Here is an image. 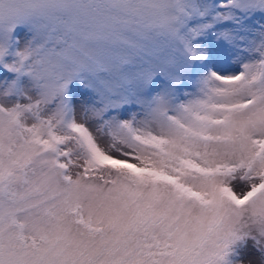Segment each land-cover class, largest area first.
Segmentation results:
<instances>
[{"label": "snow or ice", "instance_id": "obj_1", "mask_svg": "<svg viewBox=\"0 0 264 264\" xmlns=\"http://www.w3.org/2000/svg\"><path fill=\"white\" fill-rule=\"evenodd\" d=\"M9 3L0 264L264 251V0Z\"/></svg>", "mask_w": 264, "mask_h": 264}, {"label": "clouds", "instance_id": "obj_2", "mask_svg": "<svg viewBox=\"0 0 264 264\" xmlns=\"http://www.w3.org/2000/svg\"><path fill=\"white\" fill-rule=\"evenodd\" d=\"M10 8L9 12L7 9ZM35 0H10L9 5L3 13V22L7 24L9 16L12 18H18L26 16L34 11Z\"/></svg>", "mask_w": 264, "mask_h": 264}, {"label": "rangeland", "instance_id": "obj_3", "mask_svg": "<svg viewBox=\"0 0 264 264\" xmlns=\"http://www.w3.org/2000/svg\"><path fill=\"white\" fill-rule=\"evenodd\" d=\"M259 19V16L257 17ZM3 76V73L0 72V77ZM257 256L264 258V251L261 248L257 247L256 243L253 240H248L243 246L239 247L236 253V259L242 261V264H253V257Z\"/></svg>", "mask_w": 264, "mask_h": 264}]
</instances>
